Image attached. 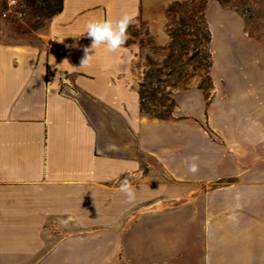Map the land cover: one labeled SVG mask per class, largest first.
<instances>
[{"label":"crops","instance_id":"0c3cea01","mask_svg":"<svg viewBox=\"0 0 264 264\" xmlns=\"http://www.w3.org/2000/svg\"><path fill=\"white\" fill-rule=\"evenodd\" d=\"M170 2L64 0L39 45L0 28V264H264V41L243 18L207 0L210 91L175 90L167 119L140 111L133 48L81 66L90 21L149 13L168 44ZM166 184L191 190L156 211ZM114 196L152 210L130 223Z\"/></svg>","mask_w":264,"mask_h":264},{"label":"rangeland","instance_id":"374dc122","mask_svg":"<svg viewBox=\"0 0 264 264\" xmlns=\"http://www.w3.org/2000/svg\"><path fill=\"white\" fill-rule=\"evenodd\" d=\"M18 1L21 2L22 0ZM221 1L223 3L221 6L233 10L243 18L247 33L250 32L252 36L264 41V0ZM175 2L178 4H175ZM206 2L207 0H171L167 5L165 8L167 17L165 30L167 34L168 31H171L174 41L172 47L170 37L168 44L164 46L155 42L146 25L149 13H145L143 18L135 20V23L128 28L129 39L124 46L135 50L132 73L137 77V89L138 84L143 81L149 71L158 69L159 79L161 80L158 85L162 97L170 98L175 90L191 87H200L205 93H209L211 87L209 76L210 52L209 43L207 42L208 32L203 18ZM5 10L7 8H4V3L1 1L0 28L4 33L2 38L6 41L39 45V37L36 33L43 27L32 30L30 26L37 19L28 14L26 17H20L17 20L12 13H7V17L4 18L2 13ZM41 22L45 26L47 20L41 19ZM57 76L63 83L64 80L71 78L67 74H58ZM169 103V101H166L167 105ZM146 172L147 169H145ZM189 190H191L189 186L181 184H166L163 188L161 187L159 192L161 197L157 202L160 205H157L156 211H160L166 206L165 203H167L166 200L169 196L173 198L181 197ZM91 195L96 198L101 197L100 200L103 201V204L97 203L103 208L104 201L109 198L110 193H94ZM113 200L116 203L112 205H117L121 211L127 206L128 217L125 221L135 223L138 222L141 215H147V211L143 210L137 213V208L135 209L130 204H124L119 197L114 196Z\"/></svg>","mask_w":264,"mask_h":264},{"label":"trees","instance_id":"16d2710c","mask_svg":"<svg viewBox=\"0 0 264 264\" xmlns=\"http://www.w3.org/2000/svg\"><path fill=\"white\" fill-rule=\"evenodd\" d=\"M63 1L64 0H22L21 2H18L16 12L21 15V18L26 17L28 14L33 18H36L37 20L30 24L31 29L36 30L44 27L41 19H46L48 22L52 17L62 11ZM216 1L220 5L223 4L221 0ZM175 4L178 3L175 2ZM206 5L207 2L205 3L203 18L208 32L207 42L210 43V32L205 19ZM4 8H6L5 3ZM18 19L19 18H17V20ZM248 34L252 36L250 32H248ZM168 35L171 39L172 47L174 41L171 31H168ZM158 83H161V80L159 79V70L157 69L156 71H149V73L145 75L143 81L138 84L139 108L142 113L151 117L157 119H167L171 117L176 104L173 96L170 98L162 97ZM198 89L202 90L200 87ZM158 94H160V96H158ZM166 101H169L170 103L167 105Z\"/></svg>","mask_w":264,"mask_h":264},{"label":"clouds","instance_id":"9594fccd","mask_svg":"<svg viewBox=\"0 0 264 264\" xmlns=\"http://www.w3.org/2000/svg\"><path fill=\"white\" fill-rule=\"evenodd\" d=\"M15 2V0H14ZM135 23V18L131 14H125L119 19H104L90 21L86 25V35L91 39L90 47L84 48V57L81 66H90L97 49L104 46L108 52L115 53L126 44L129 39L128 28ZM188 171L196 174L199 166L191 163ZM120 192L123 193L127 202L134 203L137 198V189L133 187L130 178L127 176L120 181Z\"/></svg>","mask_w":264,"mask_h":264},{"label":"built area","instance_id":"2783aa9c","mask_svg":"<svg viewBox=\"0 0 264 264\" xmlns=\"http://www.w3.org/2000/svg\"><path fill=\"white\" fill-rule=\"evenodd\" d=\"M1 1L6 4V8H7V10L3 11L2 17L4 18L7 17V13L8 14L12 13L13 15H15V18L21 17V15L16 12V7L19 2L18 0H15V2L14 0H1Z\"/></svg>","mask_w":264,"mask_h":264},{"label":"bare ground","instance_id":"6f19581e","mask_svg":"<svg viewBox=\"0 0 264 264\" xmlns=\"http://www.w3.org/2000/svg\"><path fill=\"white\" fill-rule=\"evenodd\" d=\"M157 205H160V203H158ZM150 209H151V206H147V207L143 208L142 210H143V211H148V210H150Z\"/></svg>","mask_w":264,"mask_h":264}]
</instances>
